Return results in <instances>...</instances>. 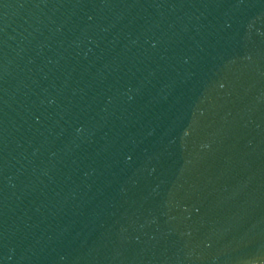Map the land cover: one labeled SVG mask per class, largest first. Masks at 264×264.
<instances>
[{"label": "water", "instance_id": "1", "mask_svg": "<svg viewBox=\"0 0 264 264\" xmlns=\"http://www.w3.org/2000/svg\"><path fill=\"white\" fill-rule=\"evenodd\" d=\"M0 264H264V0H0Z\"/></svg>", "mask_w": 264, "mask_h": 264}]
</instances>
